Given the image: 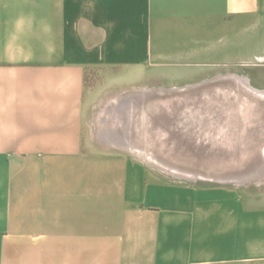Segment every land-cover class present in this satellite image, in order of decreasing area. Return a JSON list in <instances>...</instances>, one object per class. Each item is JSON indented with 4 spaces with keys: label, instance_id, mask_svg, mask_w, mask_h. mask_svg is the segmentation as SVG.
Listing matches in <instances>:
<instances>
[{
    "label": "crops",
    "instance_id": "1",
    "mask_svg": "<svg viewBox=\"0 0 264 264\" xmlns=\"http://www.w3.org/2000/svg\"><path fill=\"white\" fill-rule=\"evenodd\" d=\"M263 9L0 0V264H264V190L185 183L111 147L100 124L134 96L116 104L86 81L106 70L108 86L146 88L193 60H227L230 28Z\"/></svg>",
    "mask_w": 264,
    "mask_h": 264
},
{
    "label": "rangeland",
    "instance_id": "2",
    "mask_svg": "<svg viewBox=\"0 0 264 264\" xmlns=\"http://www.w3.org/2000/svg\"><path fill=\"white\" fill-rule=\"evenodd\" d=\"M229 32L230 55L227 54L225 57L230 58L221 62L217 60L207 62L210 63L207 66H200V63L206 62L204 60H193V64L187 67L178 66L177 71L173 72L178 79L169 78L162 82L152 77L150 86L146 88L140 86L142 81L138 79L133 85L120 80L108 86L106 70L88 72L87 86L102 88L106 91L105 97H113L116 104L128 96H134L131 102L134 108L124 113V102L115 109L116 114H112L107 123L100 124L103 128L114 131L112 141L115 143L110 146L128 151L136 159L164 171L168 177L176 178L178 181L203 187L212 183L222 184L246 189L250 193L263 191V152L257 167L254 168L236 169L235 166H231V163L227 162L228 151L221 152L223 155L221 157L225 155L224 160L221 159L224 161L222 170L205 166L214 151V146H209L211 143L209 141L230 139V146L234 149L238 148L237 143H231L239 125L233 121L234 112L226 107V111L219 116L210 108L214 90H221L218 96L227 94L234 100L236 113L242 116V131L245 135L246 133L249 135V140L244 141V150L246 148L248 152L251 149H259L264 144L263 122L256 114L247 115V117L245 115L248 111L252 112L251 109L257 112L264 111V106L257 102H254L253 108L246 105L249 94L241 87L242 82L239 81L246 79L254 89L264 92V9L256 14H248L247 24H241L239 29L232 27ZM206 72L210 74L207 75ZM207 81L217 85L209 89H196V86ZM126 89L128 91L125 92ZM197 95L206 97L207 101L197 100ZM224 102L226 103V99ZM195 105L200 106L201 109H197ZM102 113V110H96L94 120L96 121ZM191 121L194 124L197 123L193 128L196 133H200L205 138L203 140L205 145H201L199 139H188L190 142L200 143L199 147H203L202 151H199L200 148L198 149L197 145L192 147L178 140V128L190 127ZM94 127L97 129L98 124ZM124 140L134 143V151L122 148L120 143ZM232 144L235 145L232 146ZM141 153L146 156L143 157ZM246 158L249 159L250 155ZM222 177L225 179L220 180Z\"/></svg>",
    "mask_w": 264,
    "mask_h": 264
},
{
    "label": "water",
    "instance_id": "3",
    "mask_svg": "<svg viewBox=\"0 0 264 264\" xmlns=\"http://www.w3.org/2000/svg\"><path fill=\"white\" fill-rule=\"evenodd\" d=\"M239 81L242 82L241 87H243V89H245V91L249 94V96H247L248 98L246 100L248 102V104H246V105H248L250 108H253L254 102H257V104L264 106V97L262 96V95H264V92H259L258 90L254 89L249 84L248 80H246V79H240ZM216 85L217 84H213L212 82L207 81V82H204V83L196 86V89L197 88L198 89L199 88H208L209 89L211 87H215ZM219 91H221V90H214L212 92L213 95L211 96L212 100L210 103L211 104L210 108L212 109V111L217 112L218 113L217 115H219V116H220V113L223 114L226 111V107L229 108V111L231 110L234 112L233 121H235V123L239 124V125L237 126V134L234 135V137L231 139V141H232L231 143H237L238 145H236V146L238 148L234 149L233 147L230 146L231 145V144H229L230 139H228L227 141L220 140V139L219 140L215 139V140L209 141V143L211 142L209 146L213 145L214 151L212 152L213 156L210 158V160H208V162L206 163L205 166L207 168L211 167L213 169L216 167V169L222 170L224 168V165H223L224 161L223 160H224L225 155H224V157H221V156H223L221 154V152L226 153L228 151L229 154H227L228 155V161L227 162L231 163V166H235L236 169H239L240 167L241 168L244 167L246 169H248L249 167H251V168L257 167V162L262 157V152L264 150V144L262 145V147H259V149H251V151L249 150L248 152H247L246 148L244 150V146H245L244 141L246 139L249 140V135L247 133L245 135L244 131H242V129H243L242 116L239 115V113H236V107L234 105L235 104L234 100L232 98H230L227 94H225V96H223V95L218 96L217 94L219 93ZM202 95H199V96L197 95V100L207 101V99H205L206 97L203 98ZM225 99H226V103L224 102ZM206 104L207 103H205V105ZM195 106L197 109H201V108H199L200 106H197V105H195ZM251 110H252V112L248 111L247 113H245L246 117H247V115L251 116L252 114H256L259 117V119L261 120V122H263V124H264V111L257 112L254 109H251ZM192 122L193 121H191V123L189 124L190 127H188V128H178L177 136H178V140L184 141V143H186V145H189L192 147H193V145H197V148H198L200 143L196 144L195 142H190L189 139H193V140L199 139L201 142V145H205V143L203 142V140H205V138H203L200 133L195 132V129L193 127H195L197 125V123L194 124ZM241 136H242V138H241ZM184 143H182V144H184ZM233 145H235V144H232V146ZM199 148H198L199 151H202L203 147H199ZM241 150H243V151H241ZM216 152H219V153L216 154ZM189 154H191V151H189ZM247 155H250L249 159L246 158ZM221 159H223V160H221ZM230 160H231V162H230ZM215 171H218V170H215Z\"/></svg>",
    "mask_w": 264,
    "mask_h": 264
},
{
    "label": "bare ground",
    "instance_id": "4",
    "mask_svg": "<svg viewBox=\"0 0 264 264\" xmlns=\"http://www.w3.org/2000/svg\"><path fill=\"white\" fill-rule=\"evenodd\" d=\"M264 97V96H263ZM130 146V148H132V150H133V148H135V145H129ZM140 149V148H139ZM141 151V150H140ZM144 153H141V155H143ZM263 156H264V150H263ZM148 158V157H147ZM150 158H151V156H150ZM154 158V157H153ZM194 174V173H193Z\"/></svg>",
    "mask_w": 264,
    "mask_h": 264
},
{
    "label": "trees",
    "instance_id": "5",
    "mask_svg": "<svg viewBox=\"0 0 264 264\" xmlns=\"http://www.w3.org/2000/svg\"><path fill=\"white\" fill-rule=\"evenodd\" d=\"M86 81H87V78H86Z\"/></svg>",
    "mask_w": 264,
    "mask_h": 264
}]
</instances>
